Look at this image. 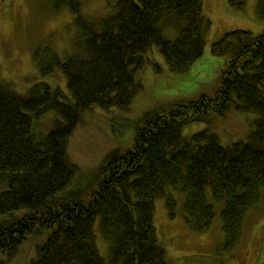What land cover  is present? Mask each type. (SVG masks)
I'll return each instance as SVG.
<instances>
[{
  "label": "trees",
  "instance_id": "1",
  "mask_svg": "<svg viewBox=\"0 0 264 264\" xmlns=\"http://www.w3.org/2000/svg\"><path fill=\"white\" fill-rule=\"evenodd\" d=\"M50 1L74 15L76 52L64 60L36 53L34 60L41 76L59 69L69 95L45 83L20 95L0 82V254L11 259L25 240L46 236L30 264H169L152 223L155 200L163 198L174 218L170 191L179 192L183 223L202 233L214 218L207 189L221 205L223 247L231 253L264 194V30H234L213 42L211 55L224 61L213 93L144 112L131 147L107 153L89 189L64 192L78 173L68 140L85 114L93 106L129 111L143 91L135 74L147 64L160 70L144 58L152 47L169 72L184 73L202 56L210 22L200 0H108L113 11L97 19L80 15L82 0ZM230 4L244 10L241 0ZM256 15L264 20V0ZM47 112L57 119L37 137L32 119ZM229 112L255 118L245 138L223 146L213 131ZM197 123L206 128L183 135ZM96 220L106 259L95 245Z\"/></svg>",
  "mask_w": 264,
  "mask_h": 264
},
{
  "label": "rangeland",
  "instance_id": "2",
  "mask_svg": "<svg viewBox=\"0 0 264 264\" xmlns=\"http://www.w3.org/2000/svg\"><path fill=\"white\" fill-rule=\"evenodd\" d=\"M241 1L244 2L243 11L232 6L230 0H200L202 14L210 24L205 29L202 56L184 73L169 72L157 48L152 47L144 58L156 63L160 70L147 64L135 74V79L143 84V91L133 98L129 111H104L93 106L85 114L83 123L68 140L67 154L78 167V173L64 192L89 189L95 170L106 154L114 149L131 147L134 129L144 112L213 93L224 61L211 55V44L230 31L258 34L264 30V20L256 15L257 0ZM112 11L108 0L81 1L80 15L87 19H97ZM76 35L74 15L66 6L56 8L50 0H0V82L8 84L20 95L26 94L36 83H45L51 89L59 88L69 95L60 70L54 68L52 74L41 76L34 56L37 53L48 57L50 52L57 54L60 60L73 56ZM164 35L170 40L175 37L172 30ZM254 118L253 113L229 112L213 132L220 144L227 146L245 138ZM55 119L54 112L33 118V134L37 137L47 134ZM204 128L205 124H191L183 130V135L190 136ZM170 192L177 202L174 218L169 217L164 199L158 198L154 202L152 219L157 241L164 248L169 264H264V194L261 202L245 215L238 245L227 253L223 247L222 208L212 201L209 190L207 200L214 209V218L202 233L186 227L181 218L182 195ZM92 232L98 253L106 259L107 243L98 231L97 220ZM45 237L25 240L18 254L11 259L0 254V264H30L35 257V245L43 242Z\"/></svg>",
  "mask_w": 264,
  "mask_h": 264
}]
</instances>
